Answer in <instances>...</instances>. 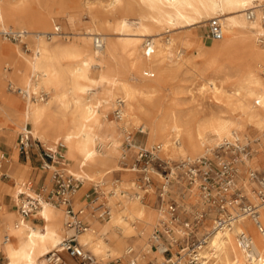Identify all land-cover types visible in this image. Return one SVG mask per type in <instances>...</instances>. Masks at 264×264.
<instances>
[{
  "label": "bare ground",
  "instance_id": "bare-ground-1",
  "mask_svg": "<svg viewBox=\"0 0 264 264\" xmlns=\"http://www.w3.org/2000/svg\"><path fill=\"white\" fill-rule=\"evenodd\" d=\"M82 17L89 19L83 33L76 26ZM214 18L224 37L211 45L200 35H172L180 28L207 26ZM2 30L27 34L17 43L0 35V131L11 130L18 138L31 131L54 151L63 145L65 170L82 180L75 198L92 185L110 195L108 204L87 205L89 228L78 236L100 264L126 262L131 248L139 264L164 258L150 240L166 216L142 201L153 183L110 182L124 169L125 135L136 153L145 146L159 148L173 176V162L199 159L242 139L259 143L263 154L255 150L245 165L262 169L264 0H0ZM187 77L199 82L197 92ZM198 97L210 106L201 109ZM136 131L140 135L132 139ZM124 170L140 171L137 166ZM149 172L164 182L163 174ZM46 173L50 186L52 173ZM243 176L259 224L231 207L236 218L211 233L201 253L204 264H264V203ZM14 181L17 210L0 206L4 264H49V255L63 252L62 241L73 234L66 212L43 203L24 218L20 194L36 195L25 176ZM133 188L134 200L126 199L124 193ZM103 207L109 212L105 220L97 215Z\"/></svg>",
  "mask_w": 264,
  "mask_h": 264
},
{
  "label": "built area",
  "instance_id": "built-area-1",
  "mask_svg": "<svg viewBox=\"0 0 264 264\" xmlns=\"http://www.w3.org/2000/svg\"><path fill=\"white\" fill-rule=\"evenodd\" d=\"M252 18L253 14H249ZM211 37L220 41L224 37V31L220 20L214 18L209 21ZM56 33L60 30L57 28ZM27 32L16 30H2L0 35L3 39L11 42H21ZM52 34H48L50 39ZM102 42L96 40V45L101 46ZM150 53L148 49V54ZM35 147L40 149L41 166L44 172L51 171V189L48 185L39 186L35 192L36 197L29 196L22 192V205L19 207L24 218H29L34 212L40 209L43 203L63 207L66 216V226L73 231V234L66 237L61 243L63 252L79 264H100L96 258L79 243L78 236L89 228L86 221L87 205L93 201L91 195L87 194L83 201L86 206L77 208L75 195L82 185V180L65 170L63 163L64 146L59 144L56 151L46 148L39 140L34 138L31 131L22 132L17 141V150L29 158ZM231 150V151H227ZM160 149L141 148L137 153V160L143 164L140 172H143L145 183H151L150 169L160 172L164 168H171L170 163L159 156ZM256 153L251 140L237 142L236 144L223 143L216 151L199 159L184 160L174 167L175 174L178 170L183 181L172 180L170 176L164 175L162 191L159 196L165 202L163 213L165 218L160 222L152 236L153 247L164 256L163 260L151 261L150 264H204L205 260L201 253L206 248L211 233L214 230H224L231 226L236 216L232 213L231 207L238 208V213L247 214L258 223L257 206L250 200L243 182V170L241 167ZM4 159V156H2ZM57 168L52 170V166ZM136 166V165H135ZM140 170V169H139ZM161 173V172H160ZM162 174V173H161ZM247 177L252 184V190L261 203H264V167L260 170H248ZM246 176V175H245ZM3 178H9V174L3 172ZM179 176H176L178 178ZM183 182V192L172 193L173 184ZM27 188L33 190V183L29 182ZM191 190L198 194V200L193 202L189 198ZM171 192V193H170ZM170 197V201H166ZM161 204V205H162ZM100 219L109 215L104 210L98 211ZM208 223H211L208 226ZM248 237L241 236L244 244ZM251 243V242H250ZM63 252H56L49 255V264H67ZM129 258L125 263L115 264H139L135 250L130 249Z\"/></svg>",
  "mask_w": 264,
  "mask_h": 264
},
{
  "label": "rangeland",
  "instance_id": "rangeland-1",
  "mask_svg": "<svg viewBox=\"0 0 264 264\" xmlns=\"http://www.w3.org/2000/svg\"><path fill=\"white\" fill-rule=\"evenodd\" d=\"M111 19L113 21H115L117 19V16H113V17H111ZM88 21H89V19L82 17L81 20L79 22H77L76 26H78V29H80V32L81 33H83V30L85 29V26L88 25V23H89ZM189 33L190 34H195V35H200L201 36V39H202V42L205 43V44L207 43L206 45H211V43H213V42L215 43V40L210 35L209 22H208L207 26H204V27H199L198 28V27L193 26V27H187V28L177 29V30H175V31L172 32V35L173 36H178V35L189 34ZM199 65H201V64H199ZM186 80H187V82H186L187 85L191 86L193 88V90L195 92H197V88H198L199 82L198 81H194L193 78H191V77H187ZM186 97L189 98L188 95H186ZM195 103L201 109H206V108H208L210 106L209 105V100L208 99H205V98H202V97H198V99L196 100ZM111 116L113 118V115H111ZM133 135H132V139L133 138H137L140 135V133L138 131H136V133L134 132ZM252 135H253V137L256 136L255 133L252 134ZM128 140L129 139L125 135V139H124L123 147L122 148L124 149V151H126L127 158H123V164L121 166L124 169H127V168L128 169L129 168L131 169L132 167L134 168V167L137 166V169H140V171H141L142 168H143V164L137 160V156L138 155H137L136 152L133 151V147H132L131 143ZM247 140L248 139H242L241 142L243 143V142H246ZM252 143H253L254 149L256 151L257 150H260L259 151V155H262L263 152H262V148L259 145V143L256 142V141H252ZM35 148L36 149H39L38 147H35ZM144 148L147 149L146 146ZM217 150H218V148H216V150H214V151L217 152ZM227 151H231V150H227ZM159 156H160V154H159ZM262 161H263V164H262V168H263L264 167V156H262ZM247 162H248V160H247ZM179 163H180V161H176V162H173L172 165L174 167H176ZM124 169H122V170L116 172L114 175H112L110 182H113L115 180H126L128 183H131L132 181H134V182H137L140 185H144L145 184V181H144V178H143L144 177L143 176V172H140V171H130V170H124ZM241 169L244 170V174L243 175H246V176H247L246 172H248V170H253L252 167L249 164H248V166H246L244 164L241 167ZM170 170H171V168H164V169L160 170V172L162 174L164 173V175L166 176V175H168L170 173ZM5 172L8 173V174H11L9 171H5ZM154 176H155L154 178L151 176V183H153V186H150L148 188V189L151 190V192L142 193L143 194L142 201L146 205H149V206L152 205V206L156 207V209L162 211L163 208H165V202L163 200V204H162V200H161L159 194L162 191V186H163L162 183H163V180L157 174H155ZM170 176H173V174L171 173ZM176 176H179V177L175 179ZM172 180L183 181L182 175H181V173L178 170H176V174L172 177ZM29 181L33 183V190H34L33 192H36V190L38 188V185H36V183L32 179H29ZM42 185H40V186H42ZM182 186H183V182H181V184H179L178 182H176L175 184H173V186L171 187L172 193L176 194V193H178V191L179 192L180 191L183 192L184 189L182 188ZM51 187H52V185H50L48 187V190H50ZM13 188H14V186H13ZM13 188L11 189V191L13 190ZM135 192H136V189H134V188L133 189H129L126 193H124V196L128 200H134V193ZM190 192H192V194H196V191H192L191 190ZM87 194H90L91 195V199L92 200H96V202H98L99 204H101L103 202H106L107 204L110 203V195L109 194L102 193L101 187H95L94 185H92L87 190H85L79 197H76L75 198V202H76V207L77 208H79L81 206L87 205V203L85 201H81L82 197L84 199ZM99 196L101 197V200L100 199L97 200V198H99ZM191 196L192 195H190L189 198L193 202H194V199H198V197H199V196L198 197H196V196H192L191 197ZM154 201H155V203L153 204ZM166 201L168 203V201H170V197H167ZM104 210H106L105 207L101 208L100 209V212H103ZM88 212L89 211H87V215L88 216H91L90 214H88ZM163 215L165 216L164 213H163ZM108 216L109 215H105V218H102L101 220L108 219ZM210 225H211V223H208V226H210ZM156 227H158V226L156 225L154 227V230H155ZM150 241L152 242V240H150ZM63 257H64L65 261H67L68 263H71L72 262V260L70 261V259L67 258L68 257V254H63ZM156 260L161 261V260H163V258H158ZM0 263L1 264L4 263V258L3 257L0 258ZM77 263H79V261H77ZM115 263L116 262L112 261L110 264H115ZM120 263H125V262L124 261H121Z\"/></svg>",
  "mask_w": 264,
  "mask_h": 264
},
{
  "label": "crops",
  "instance_id": "crops-1",
  "mask_svg": "<svg viewBox=\"0 0 264 264\" xmlns=\"http://www.w3.org/2000/svg\"><path fill=\"white\" fill-rule=\"evenodd\" d=\"M17 141L18 137L13 131L7 129H2L0 131V154L4 156V159L2 156L0 157V206L3 204L8 212L17 210L14 206L11 194V189L13 188L15 182L14 179H20L25 176L27 180L32 179L38 187L44 183L45 185H48L49 183L48 173L44 172L40 168L42 161L40 158V149L34 148L31 156L29 158H25L17 150ZM5 171H9L11 173L9 174V178L1 177V174ZM83 200L84 199L82 197L81 201ZM34 220L35 224L41 223L38 218H35ZM86 221L88 222L87 219ZM1 257L4 258L3 250H0V258ZM67 258L70 257L68 256ZM70 260H72L73 264L77 263V261L72 258H70Z\"/></svg>",
  "mask_w": 264,
  "mask_h": 264
}]
</instances>
